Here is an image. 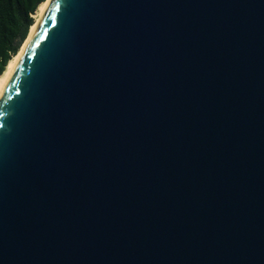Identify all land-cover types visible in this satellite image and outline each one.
Here are the masks:
<instances>
[{"label": "water", "instance_id": "1", "mask_svg": "<svg viewBox=\"0 0 264 264\" xmlns=\"http://www.w3.org/2000/svg\"><path fill=\"white\" fill-rule=\"evenodd\" d=\"M0 264H264V0H48L0 89Z\"/></svg>", "mask_w": 264, "mask_h": 264}, {"label": "trees", "instance_id": "2", "mask_svg": "<svg viewBox=\"0 0 264 264\" xmlns=\"http://www.w3.org/2000/svg\"><path fill=\"white\" fill-rule=\"evenodd\" d=\"M45 0H0V74L17 53Z\"/></svg>", "mask_w": 264, "mask_h": 264}, {"label": "bare ground", "instance_id": "3", "mask_svg": "<svg viewBox=\"0 0 264 264\" xmlns=\"http://www.w3.org/2000/svg\"><path fill=\"white\" fill-rule=\"evenodd\" d=\"M47 2H48V0H45L43 3H41V4L38 6L36 13L33 15V17H34V22H33V24L29 27L28 34H27L26 39H25L24 42L21 44V46H20L19 50L17 51V53L14 54V55L10 58V60L7 62L6 67H5V70L0 74V89H1V87H2V85H3V83L5 82V80H6L7 76H8V74H9V72L11 71V69H12V67H13V65H14V63H15V61L17 60V58H18V56H19V54H20V52H21V50H22V48H23V46H24L26 40L28 39V37H29V35H30V32H31L32 28L35 26V24H36L38 18L40 17V15H41V13H42L44 7H45L46 4H47Z\"/></svg>", "mask_w": 264, "mask_h": 264}]
</instances>
